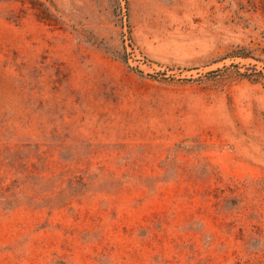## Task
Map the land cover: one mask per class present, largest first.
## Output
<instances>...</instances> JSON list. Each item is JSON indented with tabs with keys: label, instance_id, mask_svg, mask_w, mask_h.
Wrapping results in <instances>:
<instances>
[{
	"label": "rangeland",
	"instance_id": "rangeland-1",
	"mask_svg": "<svg viewBox=\"0 0 264 264\" xmlns=\"http://www.w3.org/2000/svg\"><path fill=\"white\" fill-rule=\"evenodd\" d=\"M0 264H264V0H0Z\"/></svg>",
	"mask_w": 264,
	"mask_h": 264
}]
</instances>
